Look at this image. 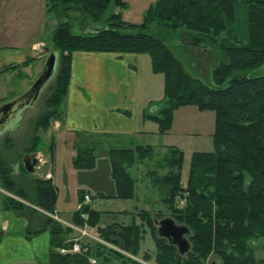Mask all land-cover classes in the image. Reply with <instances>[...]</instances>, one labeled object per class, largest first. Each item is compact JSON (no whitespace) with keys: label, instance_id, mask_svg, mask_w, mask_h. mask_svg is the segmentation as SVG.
<instances>
[{"label":"trees","instance_id":"obj_1","mask_svg":"<svg viewBox=\"0 0 264 264\" xmlns=\"http://www.w3.org/2000/svg\"><path fill=\"white\" fill-rule=\"evenodd\" d=\"M48 1L52 13L55 3L53 0ZM64 1L68 0H61V3ZM73 2L83 3V6L73 7L69 3L70 6L64 10L65 14L86 10L92 19L102 21L104 25L101 31L89 34H73L71 23L56 25L58 50L50 46L47 48L59 54L57 79L47 89L45 110L37 121V129L47 128L59 114V107L69 91L74 52L148 54L154 72L165 78L167 108L152 117L160 126V134L169 131L175 109L194 106L200 111L214 114L213 151L193 155L185 183V156L176 147L168 148L164 155L152 146L112 151V177L118 186L117 197L128 198L133 194L135 181L129 167L138 156L142 162L153 161L158 157L157 168L170 170L164 176L166 186L160 191L161 195L167 194L170 197L167 203L173 205L172 200L177 196H185L186 193L190 195L186 208L173 212L177 223L187 225L192 230L194 246L190 252L194 260L187 264H194L193 261L206 258L212 253L225 264H264V260L256 261L249 247V242L254 238L264 239V73H255L264 66V1L157 0L140 25L123 20L121 12H112L108 18H104L113 4L118 9L127 7L124 0ZM238 2L249 7L250 41L245 46L222 47L220 39L235 20V6ZM154 26L170 32L178 31L179 34L184 31L197 32L207 43L218 46L223 51L224 60L214 70L213 85L187 74L181 61L166 44L175 35L168 32V38L159 36L154 33ZM238 40L235 37V42ZM38 142L37 135L33 146ZM94 160L93 155L80 152L75 164L90 168ZM125 163H129L126 165L127 171ZM0 174L7 190L21 198L30 197L25 187L14 179V172L8 169L1 153ZM28 183H32L36 204L48 212H54L57 197L55 187L41 180ZM13 202L9 199V206H13ZM83 211L89 214L88 220H83L77 211L74 224L80 227L98 226L101 239L117 249L100 242L82 241L80 253L64 255L60 249L72 246L73 230L49 219L45 226L52 231L49 264H92L91 259H95L97 264H114L112 260L116 259L126 264H141L122 254L119 249L137 255L142 236L147 231L145 227L152 233L155 231L153 218L145 210L139 214L141 224L115 223L104 228L100 227L99 213L90 206H86ZM160 248L158 263H181L175 251L163 255L161 244Z\"/></svg>","mask_w":264,"mask_h":264},{"label":"crops","instance_id":"obj_2","mask_svg":"<svg viewBox=\"0 0 264 264\" xmlns=\"http://www.w3.org/2000/svg\"><path fill=\"white\" fill-rule=\"evenodd\" d=\"M36 1L39 6L38 11H35V14L38 13L37 17H34L33 24L38 27V30L35 36L28 39V42H15V38H13L15 31H10L9 22L16 23L14 18L17 17L15 14H17L18 9H16L15 4L13 5L14 9L10 10L8 7L10 0L6 1V20L0 24L1 41L3 43L2 46L0 45V75L15 70L18 72L21 67L29 66L33 68L32 80H35L43 71L44 63L50 53L46 50L45 43L51 27L52 17L49 11V1L45 0L47 13H44L43 16L41 13L42 0L32 2L36 3ZM3 8L4 6H0V12L4 11ZM23 9L20 8L22 11H27V14L24 13V17L27 19L30 16V9ZM114 10L116 12L117 7ZM14 23L11 24L14 29L25 26L22 23L16 26ZM235 37L239 39V42H235ZM249 41V7L238 2L235 6V20L229 24L227 32L222 36L219 43L222 47H234L245 46ZM41 46H44L43 49ZM167 46L174 56L181 61L184 69L185 67L189 69V73L185 70L189 75L203 81L205 80L200 76V71H214L224 60V54L220 48L217 50L206 48V46H209V42L204 43L202 41L196 47L174 43H169ZM149 71L154 70L152 59L148 54L74 52L68 94L59 107V114L51 120L49 126L44 129H37V121L45 110L43 105L41 114L38 113L39 115L37 114L33 120L29 119L31 124L26 131L23 130L21 135V126L26 118L24 117L25 113L12 127H8L0 134V139L8 133L13 134L12 137H9V140H13V136L16 135L18 139L20 137L25 138L27 140L26 145L28 138L33 134L39 136V142L29 148H24L25 144L22 145L19 142L17 155L14 159L17 160L13 166L21 175V179L27 180L29 178L27 182L46 181L55 187L57 193L55 210L54 212H48L36 204L34 192L32 193L33 200H31L30 197L28 199L21 198L7 190L3 185L0 174V264H49L52 250V231L50 227L45 228L47 220H53L64 228L72 229V238H75L78 234L71 226L75 225L74 215L77 212L81 198L86 194L91 195L92 200L94 197L102 199L109 196L93 184V180L99 176L93 175V171L106 169L105 174L107 175L105 178L109 180L107 181L108 184L114 185L116 191H118V186L112 177V151L134 150L139 146H152L157 150L156 143L160 136L167 137L172 133H181V130L175 132L172 123L168 132L160 134L158 122L152 119L153 116H158L160 111L167 108V106L165 95L164 99H161V94H156V91L153 92L150 87V85L160 83V78L165 83L164 76L161 74L162 77H159V74L152 72L155 79L154 75H150L149 79ZM18 75L21 76V74ZM26 90L21 91V93ZM19 93L13 94V99L23 94L20 95ZM153 104L160 107H158V110L154 108L149 111ZM182 108H187L193 112L196 109L198 110L194 106ZM198 117L200 119V115ZM213 130L214 128L209 130L211 131V137H213ZM182 133H186L188 136L196 134L194 130L190 129ZM172 147L175 146L172 145ZM162 150L167 151L165 146L162 147ZM0 151L3 153L5 150L0 149ZM212 151H194L191 159L196 153H210ZM80 152L95 157L92 167H79L75 164ZM26 155H33L39 161L35 166L36 168H34V173H29L25 168L23 158ZM8 156L10 155L6 154L3 158L5 159ZM185 159H187L186 156ZM147 161L145 160L142 163L145 165V163H148ZM131 170L129 169V171ZM87 172L90 175L84 176ZM76 175L84 176L79 180L83 181L85 179L84 185L91 186L96 190H93L94 192L79 190L76 205L74 202L70 206V210L62 211L59 205L65 206V203L63 197L60 196V186L64 184L65 180ZM131 177L136 181L132 171ZM22 186L29 193L27 185ZM93 193L97 195L95 196ZM9 199H15V201H20L22 205L24 203L27 206L22 209L14 208L9 206ZM31 202L34 204H31ZM92 209L99 214L103 213L94 208ZM102 217L100 214V220ZM112 224L115 223L102 222L100 227L103 228L105 225L107 227Z\"/></svg>","mask_w":264,"mask_h":264},{"label":"rangeland","instance_id":"obj_3","mask_svg":"<svg viewBox=\"0 0 264 264\" xmlns=\"http://www.w3.org/2000/svg\"><path fill=\"white\" fill-rule=\"evenodd\" d=\"M6 1L7 0H0V3H1L0 6H4L3 8L4 11L0 12V24L4 23L6 20V12H5V8L7 6ZM32 1H35V0H10L8 4L9 5L8 7L10 10L14 9L13 5L15 4H16V9H18L17 14H15L17 17L14 18V21H16V23L9 22L10 31L11 30L15 31V35H13V38H15V42H18V41L28 42V39L30 37H33L36 35L35 33L37 32L38 27H35L33 23H34V17L35 18L37 17L38 12H36L35 14V11H38L39 5L37 4V1L36 3H33ZM124 1L127 7L122 8V9L117 8L118 10L116 12H121L123 20H125L126 22L137 24V25H140L145 21V18L147 17L149 13V9L151 8V5H153L156 2V0H124ZM53 3L55 4L53 5V9L51 13V17H52L51 27H50L49 33L47 34L48 37H47L45 45L46 47L50 46L55 51L58 50L57 49L58 48L57 46L58 36H57L56 25L63 23V22L71 23V26H72L71 31L73 32V34H86L90 26L101 28L104 25L102 21L99 22V21H95L94 19H92L90 13L87 12L86 10L85 12L84 11L83 12L69 11L67 12V14H65L64 10L67 6H70L69 3H72L73 7H77V5L81 7V5L83 6V3L82 4L75 3L73 2V0L64 1L63 3H61V0L60 1L53 0ZM20 8L21 9L24 8L25 10L27 8L30 9V16L27 19H25L24 17V13L27 14V11L26 12L22 11L20 10ZM114 9H115V5L113 4L111 5L109 10L104 15L105 16L104 18L105 19L108 18V16L112 12H115ZM46 11L47 9H45V0H42V8H41L42 16L44 13L45 14L47 13ZM12 23H14L16 26L22 23L25 26L23 28L14 29V27H12L11 25ZM155 27L156 26H154V33L158 34L159 36L161 35L165 38H168L170 37L169 33H171L172 35H175L174 37L169 39V42H167V44L174 43V44H183V45H187L191 47H196L197 44H200L202 41H204V43L205 42L207 43V41L202 39V36L196 34L197 32L190 33V32H186L183 30L184 32H181V34H179L178 31L170 32L164 28L162 29L161 28L163 27L162 25L159 28H155ZM1 39H2V35H1V26H0V45L2 46L3 43ZM201 45L200 47H202ZM42 47L44 46H41V48ZM217 47L218 46L214 44L212 45L210 43H209V46H206V48H209V49L212 48L214 50H217L218 49ZM32 70H33L32 67L24 66V67H21V70H18V72H16L15 70L9 73L4 72L0 75V100H2L0 101L2 102L0 103V105L13 101L14 100L13 94L20 92L19 94L21 95L23 93V92L21 93V91L28 89L35 82L37 78L35 80L34 79L32 80L33 78ZM185 70L189 73L188 71L189 69L187 67H185ZM152 72L154 73V71ZM152 72L149 71V79H150V75H154ZM260 72L264 73V66L260 68L259 70H257L255 73H260ZM213 73L214 71L212 70H203V71H200V76L204 78L205 82L211 83L213 85V78H212ZM18 74H21V76H19ZM160 75L161 74H159V77H162V75L161 76ZM56 79L57 77L54 78L49 83V85L51 86L54 83H56ZM154 79H155V75H154ZM160 79H161V82H160L161 84L158 82L156 84L150 85V87L153 92L156 91V94L160 93L161 99H162L165 95L166 85L164 82H162V78ZM159 84L160 86H158ZM49 85L46 87V89L41 94L34 108L33 107L29 108L30 110H26L28 112L26 111L23 112L25 113L24 117L26 118H25L24 123H22V126H21L22 132H20V135L23 133V130L26 131L27 127H29V125L31 124L29 119L33 120L35 119L38 113L41 114L42 112L41 109H43V105L45 103V96L48 92L47 89L48 87H50ZM158 107L153 104L149 108V111H152L154 108H157L158 110ZM194 111L195 112H193L192 110H188L187 108H182V107H180L179 109H175V111L173 112L172 120H171V126L173 123V128L175 132L176 130H181L180 131L181 133L179 132L177 134L172 133V135L167 136V137H164V135H162L160 136V138L157 140V143H156L158 147L157 152L161 155H164L168 151V150L163 151L162 150L163 146H165V148L168 149L169 146L172 147V145H174L175 147H177L178 149L184 152L187 158L185 159L184 170H183L184 183L187 180L186 177L189 172V163H190L191 156L193 154L192 152L213 150V144L211 140L212 138L211 131L209 130H212L215 126L214 114L211 112H204V111L199 112L200 111L199 109L198 110L196 109ZM198 115H200V119H198L199 118ZM189 129L194 130L196 134L192 136H188L186 135V133H182V132H187ZM12 135H13L12 133H8L0 139V149L5 150L3 153L2 151H0V153L2 157L6 156V154L10 155L5 158L7 165H8V169L14 172L13 177L20 185H25V184L27 185L26 187L28 188L29 194H31L30 199L33 200V194H32L33 187L31 185L32 183L27 182L29 178H27V180L21 179V175L18 173L16 168L13 166L15 165L14 163L17 160V159L16 160L14 159H15V155H17V149L19 148L17 146L19 145V142H21V144L23 145L26 143L27 140L25 138L22 139V137L18 139L17 135L13 136L14 137L13 140H9L10 139L9 137L10 136L12 137ZM35 136L36 134H33L31 137H29L27 145L25 144V146L23 147L29 148L30 146H32ZM159 159L160 158L157 157V159L155 158V160L153 161L148 160L147 161L148 163H145V165L144 163H142L140 156H138L137 159L134 160V163H132L131 167L129 168L130 170L132 169L131 171L136 180L135 188H134L133 194L128 198L117 197L119 196V190L116 191V187L114 185L112 186V184L111 185L108 184L107 181L109 180L105 178L107 175L105 174V172H107L105 171L106 169L102 171H100V169L94 170L93 175H99V176H97V178L93 180V184L97 185L98 188H101V190L105 192L107 195H109L110 197L102 198V199L100 197H97V198L94 197V199L91 200L89 205L90 207L92 206L91 209L94 208L98 211L103 212V213H100L103 216L100 221V225L102 224V222L120 223V224H126V225H132L134 223L141 224L142 220H141V217H139V214H141L142 211L144 210L145 212H147L149 216L153 218L152 220L155 224V231L152 233V231H150L149 229H147V227H145L147 231H146V234H143L142 236L143 240L140 243V250L138 254L132 255L130 253L124 252L122 249H119V251L122 254H125L126 256L130 257L132 260L137 261L141 264H161V263H158L159 260H157L159 257V253L161 252L160 250L161 249L160 244H161L162 249H163L162 250L163 255L170 254L171 250H173L177 253V256L179 255V258L181 259V263L187 264L191 262L192 260H194L191 256V252L193 251V246H194L192 242L193 234L189 237V240L192 245L191 246L192 250L190 253H187L185 255H180L178 248L176 246L170 245V243L167 240L161 239L158 236V226L156 222L160 221L161 219L165 217L174 218L173 212L176 210L178 211V210L186 208L190 200V195L186 193L185 196H177L175 200H172L173 205H170L169 203H167V200H169L170 197L167 194L165 196L161 195L162 193L160 191H161V188L163 189L166 186V185L164 186V179H166L164 176L169 174L170 170L168 171V169L166 168H157L159 166L156 163L159 164ZM128 164L129 163H125V166H124V168L126 169L125 171H127L126 165ZM154 170H157V171H154ZM151 171H154V172L152 173ZM86 175H90V173L87 172L84 174V176ZM84 176L82 177L78 175L72 176L69 179L65 180L64 184L60 186V193H61L60 196L63 197L64 203H65V206L59 205L60 210L62 211L70 210V206L73 205L74 202L76 205L77 194L79 190H90L92 192H94L93 190H96L92 188L91 186L88 187L87 185H84L85 179H83V181L79 180V179L84 178ZM65 177H67V175H65ZM93 194L95 196L97 195L96 193H93ZM13 200L15 201V199ZM20 204H22L20 203V201L13 202V206L19 207L21 209L27 206L24 203L23 205H20ZM31 204H34V203L31 202ZM44 222L45 220L43 221V223ZM86 230H88L89 232L93 234L98 235L97 233L98 226L93 227V228L88 227L86 228ZM84 238L85 239H83V242L90 241L92 243H97V241H94L93 238H90V237H84ZM100 243L103 245L109 246L112 249H117L116 246L111 245L109 243H105V242L104 243L100 242ZM249 247L251 251H253L254 257L257 262L260 260H264V239L254 238L253 240L249 242ZM218 258H219L218 256L212 253L206 258H202L201 260H198V261H193V263L194 264H212L213 259H218ZM112 261H114L113 262L114 264H126L125 262L121 260L118 261L117 259L112 260ZM172 264H176V263H172ZM220 264H225V263L220 262Z\"/></svg>","mask_w":264,"mask_h":264},{"label":"water","instance_id":"obj_4","mask_svg":"<svg viewBox=\"0 0 264 264\" xmlns=\"http://www.w3.org/2000/svg\"><path fill=\"white\" fill-rule=\"evenodd\" d=\"M101 30L102 27L96 28L90 26L87 33H97ZM46 50L50 51L49 48H46ZM58 67L59 54L57 52H50L44 63L43 71L35 82L20 97L0 105V134L8 127H12L24 111L35 106L43 91L55 78ZM38 162V159L33 155H26L23 158V163L29 173L34 172V168ZM156 223L158 226V236L161 239L167 240L171 245L176 246L180 255H185L191 251L192 245L189 237L192 235V230L189 226L177 223L172 217H165ZM212 264H220V261L213 259Z\"/></svg>","mask_w":264,"mask_h":264},{"label":"built area","instance_id":"obj_5","mask_svg":"<svg viewBox=\"0 0 264 264\" xmlns=\"http://www.w3.org/2000/svg\"><path fill=\"white\" fill-rule=\"evenodd\" d=\"M90 202H91V195L86 194L84 196V200L78 205V211L80 212L83 220H88L89 218V214L87 212H84L83 210L86 206H89ZM71 227L78 233V235L71 240L73 242L71 247H63L60 249V253L64 255L80 253L82 251V241L83 239H85L84 237H90L93 238L94 241L104 243L99 233L98 235H96L86 230V228H88L89 226L80 227V226L72 225ZM91 263L97 264V261L95 259H91Z\"/></svg>","mask_w":264,"mask_h":264}]
</instances>
